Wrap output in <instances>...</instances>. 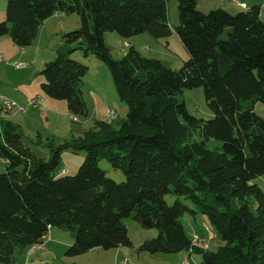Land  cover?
Here are the masks:
<instances>
[{
  "label": "trees",
  "instance_id": "16d2710c",
  "mask_svg": "<svg viewBox=\"0 0 264 264\" xmlns=\"http://www.w3.org/2000/svg\"><path fill=\"white\" fill-rule=\"evenodd\" d=\"M167 0H7L0 38L28 48L38 28L56 13L77 14L81 26L63 35L56 58L40 72L43 93L66 101L70 115L88 114L83 98L87 66L73 60L79 51L109 69L116 92L128 106L125 119L98 121L84 138L60 143L49 138L51 158L35 156L21 127L0 118V263L17 252L43 246L51 228L69 233L65 252L132 247L124 221L133 218L159 236L140 249L150 254L197 252L195 264H264V16L261 6L236 14L207 13L197 0H178L177 34L189 59L176 70L143 56L134 46L119 60L105 43L107 33L123 40L171 34ZM203 88L214 117L191 115L180 97ZM215 142V143H214ZM85 151L74 176H60L61 154ZM107 160L125 182H115L99 163ZM177 199L168 205L166 197ZM191 201L192 210L180 201ZM205 215L224 243L217 251L196 245L180 218ZM192 264V263H189Z\"/></svg>",
  "mask_w": 264,
  "mask_h": 264
},
{
  "label": "rangeland",
  "instance_id": "374dc122",
  "mask_svg": "<svg viewBox=\"0 0 264 264\" xmlns=\"http://www.w3.org/2000/svg\"><path fill=\"white\" fill-rule=\"evenodd\" d=\"M167 1V16L172 34L168 38L159 40L149 34L123 40L115 33H107L105 35V43L114 59H121L128 52L129 47L134 46L143 56L159 60L172 69L178 70L183 66V63L189 59V54L185 50L176 30L179 24L178 0ZM206 1H209L208 4L214 2L213 0H200L201 10H207L208 5L205 4ZM224 1L229 2L234 7L238 6L232 0ZM6 5L7 0H0V17L4 15V20ZM260 5L261 14L264 16V2L262 1ZM80 26L81 21L77 14L63 15L62 17L53 16L39 26L36 38L25 49L28 53L26 58L22 60L20 58L8 60L6 55H4L3 58L8 63L0 65L2 90L6 93H4L5 95L1 94L2 96L13 101L14 97H10L7 94L11 93L12 95L20 96L17 90L12 91V89L15 88L14 84H22L26 87L24 90L30 91L31 94L34 93L33 97L37 98L40 103L39 109L35 111L30 109L25 113L16 110L11 113H4L0 99V118H6L22 126L26 137L24 138V143L35 156L46 161L51 158V152L48 147L36 144L38 138L44 143L51 138L54 140L56 146H58L61 142H71L75 139L84 138L85 134L92 130L98 121L111 120L114 122L115 127L118 128V122L125 119L128 114V106L120 100L108 67L97 57L90 56L89 58H85L82 52L79 51L75 52L71 58L89 68L82 87L83 98L88 111L87 116H77L78 120L74 121L68 112L64 113L56 107L51 109V112L42 111L46 95L43 93L40 85L36 87V82L34 81L38 79L37 75L44 69L45 65L56 58L57 50L63 44V35L77 30ZM16 64L23 65V68L16 70L17 68L13 67ZM40 79L43 80L41 75ZM48 99L51 100L49 97ZM180 100L185 102L187 110L191 115L205 120H210L214 117L213 112L207 105L203 88L185 90ZM13 102L21 107L29 104L28 101H26L27 105H20L18 101ZM56 103L64 105L63 107L67 110L66 101ZM255 112L264 119L263 104H256ZM61 158L63 170L60 176H74L83 165L86 159V152L65 150L62 152ZM2 162V159H0V174L4 173L6 169L5 163ZM99 166L115 182H125L126 178L123 173L114 170L107 160L100 161ZM254 183L258 184L264 191V176L257 178ZM176 199L175 196L168 195L166 202L168 205H173ZM180 201L190 209L198 210L191 201L184 198H180ZM180 221L184 226L187 236L196 245L204 246L203 248L213 252L224 245L220 238L217 237L214 228L205 215L199 212L196 215L186 212L180 218ZM124 224L133 246L122 247L121 249L123 250L121 251L124 252H120L119 255L116 253L117 249L109 251L96 249L77 257H68L65 255L67 248L58 244L57 239L54 238V241H44V245L40 249L32 246L24 249L22 252H17L13 264H189V262L195 264L202 260L201 254L197 252L190 255L187 252L150 254L142 251L140 246L147 240L157 238L159 231L156 229H144L133 218L126 219ZM55 230L64 233L65 237H71L69 233L58 230V228H55ZM213 234L216 239L211 241ZM199 240H203V243H199ZM47 244L49 245L46 246ZM43 247L50 249L42 250ZM127 254L128 256H126Z\"/></svg>",
  "mask_w": 264,
  "mask_h": 264
},
{
  "label": "crops",
  "instance_id": "0c3cea01",
  "mask_svg": "<svg viewBox=\"0 0 264 264\" xmlns=\"http://www.w3.org/2000/svg\"><path fill=\"white\" fill-rule=\"evenodd\" d=\"M211 1V0H210ZM214 2H210V4H208L209 3V1H206V5H208L207 7V10H201L202 8H200V0H197V8L200 10V11H203V12H205V11H211V10H213V9H217V8H222L223 7V9L224 8H226L227 10H228V12L230 13L231 12V14H236V13H239L240 11H242V9L239 7V6H236V7H234L233 5H231L229 2H225L224 0H213ZM216 1V2H215ZM254 1V2H253ZM262 1L264 2V0H241V2L242 3H245L246 4V6H247V8H251V7H253V6H261L260 4L262 3ZM204 7V6H203ZM203 9H205V8H203ZM226 9H224V10H226ZM226 10V11H227ZM206 13V12H205ZM4 20V15H2L1 17H0V21H3ZM71 32V31H70ZM68 33V32H67ZM124 46H125V44H124ZM0 53L3 55V57H4V55H6V58L8 59V60H11V59H17V58H20L21 60L22 59H24V58H26L27 57V52H26V50L24 49V50H22V49H19L18 47H16L15 45H14V43L12 42V39L9 37V36H4V37H1L0 38ZM56 57V56H55ZM4 63H8L6 60H5V58H4ZM3 63V64H4ZM11 65V64H10ZM26 66V65H25ZM13 67H14V65H13ZM15 68V67H14ZM16 70H21V69H16ZM38 79L36 80V81H34V82H36V87H38L39 85L41 86V84H42V82H43V80L42 79H40V72L38 73ZM2 80L0 79V94H3V95H5L6 93H5V91L4 90H2ZM14 87L15 88H13L12 89V91H14V90H17L19 93H20V96L19 95H12L11 93L10 94H7V95H9L10 97H14V99H12L13 101H18L19 102V104L20 105H27L32 99H34V93L33 94H31L30 93V91H25L24 89L26 88L25 86H23L22 84H14ZM5 93V94H4ZM8 97V96H7ZM30 97V98H29ZM30 100H29V99ZM11 99V98H10ZM16 99V100H15ZM26 101H28V103L26 104ZM56 102H61V101H53V99H48V97H46L45 96V102H44V107L42 108V111H44V112H51V109H53V108H59V109H61V111H63L64 113H67L68 112V114L70 115V113H69V111H68V106H67V110L65 109V107H63L64 105H62V104H60V103H56ZM65 102V101H64ZM39 109V108H38ZM38 109H36V110H38ZM35 111V110H34ZM10 115V114H9ZM71 116V119H72V115H70ZM4 119V118H3ZM6 119V118H5ZM4 119V120H5ZM7 120V119H6ZM47 120H48V118H47ZM7 121H9V120H7ZM14 123V122H13ZM16 124V123H15ZM17 125H19L18 123H17ZM20 126V125H19ZM21 127V129L23 130V132H24V128L22 127V126H20ZM38 139H40V138H38ZM41 140V139H40ZM62 143V142H61ZM3 161V160H2ZM4 163H5V166H6V162L5 161H3ZM2 162V163H3ZM58 230H60V229H58ZM62 231V230H61ZM64 232V231H63ZM71 236V235H70ZM54 238H56L57 239V241H58V244H61L62 246H65L66 248H68L69 246H71L72 244H73V238H72V236L71 237H65V235H64V233H60V232H58V231H56L55 230V228H51L50 229V231H49V233H48V235L46 236V238H45V241H48V240H55ZM70 239H71V241H70ZM198 239V238H197ZM216 239V237H215V235L213 234V237H212V239H211V241H214ZM203 241V240H202ZM202 241H200L199 240V243L200 242H202ZM203 243V242H202ZM49 244H47L46 246H48ZM36 248H38V249H40L41 248V246H35ZM48 250V249H50V248H48V247H46V248H44L43 247V249L42 250ZM41 250V251H42ZM121 250H123V249H121V248H119V249H117V251H116V253L119 255L120 254V252H124V251H121ZM126 256H128V254L126 255ZM187 262V261H186ZM189 262V261H188ZM184 263V262H183ZM190 263V262H189ZM199 263V262H198Z\"/></svg>",
  "mask_w": 264,
  "mask_h": 264
},
{
  "label": "built area",
  "instance_id": "2783aa9c",
  "mask_svg": "<svg viewBox=\"0 0 264 264\" xmlns=\"http://www.w3.org/2000/svg\"><path fill=\"white\" fill-rule=\"evenodd\" d=\"M232 2L236 5H238L241 9L245 10L247 9V6L245 3H242L241 0H232ZM55 17H62L63 14L61 13H56L54 15ZM4 63V58L3 55L0 53V65ZM15 68L17 69H22L23 65L16 64L14 65ZM0 99H1V104L3 107L4 113H11L13 111H19V112H27L28 110H36L40 107V103L37 98L32 99L29 104L25 107L18 106L15 102L5 98L0 94Z\"/></svg>",
  "mask_w": 264,
  "mask_h": 264
},
{
  "label": "bare ground",
  "instance_id": "6f19581e",
  "mask_svg": "<svg viewBox=\"0 0 264 264\" xmlns=\"http://www.w3.org/2000/svg\"><path fill=\"white\" fill-rule=\"evenodd\" d=\"M73 120H74V121H77L78 119H77V118H75V117H73Z\"/></svg>",
  "mask_w": 264,
  "mask_h": 264
}]
</instances>
